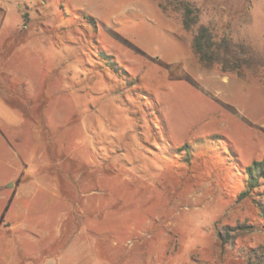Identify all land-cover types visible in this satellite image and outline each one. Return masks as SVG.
<instances>
[{
	"label": "rangeland",
	"instance_id": "374dc122",
	"mask_svg": "<svg viewBox=\"0 0 264 264\" xmlns=\"http://www.w3.org/2000/svg\"><path fill=\"white\" fill-rule=\"evenodd\" d=\"M263 156L264 0H0V264H259Z\"/></svg>",
	"mask_w": 264,
	"mask_h": 264
},
{
	"label": "trees",
	"instance_id": "16d2710c",
	"mask_svg": "<svg viewBox=\"0 0 264 264\" xmlns=\"http://www.w3.org/2000/svg\"><path fill=\"white\" fill-rule=\"evenodd\" d=\"M196 22L197 17L194 10L188 4H184L182 19L183 27L185 29H190L196 24ZM192 49L202 64L209 66L214 62L219 63L221 64V69L223 71H233L239 76H242V68H246L250 64L251 52L249 47L232 42L228 36H223L219 40H216L211 29L206 25L200 24L196 28L192 38ZM100 58L106 61V65L113 69H120L114 60H112V57L104 52H100ZM123 72L125 73L124 70ZM183 147L186 148L187 145H184ZM244 173L246 175L245 188L238 194L239 200L247 197L251 191L259 186L260 180L264 177V156L259 160L251 161L245 167ZM260 214L264 219L263 205L260 206ZM245 227L252 228V226H245L243 224L238 225L236 228L242 229ZM261 256L262 259L259 261V264H264V254H261Z\"/></svg>",
	"mask_w": 264,
	"mask_h": 264
},
{
	"label": "crops",
	"instance_id": "0c3cea01",
	"mask_svg": "<svg viewBox=\"0 0 264 264\" xmlns=\"http://www.w3.org/2000/svg\"><path fill=\"white\" fill-rule=\"evenodd\" d=\"M6 188V187H5ZM13 196V193H10V194H4V192H2V185H0V204L7 199V197H10L12 198ZM3 204V203H2ZM7 204V203H5Z\"/></svg>",
	"mask_w": 264,
	"mask_h": 264
}]
</instances>
